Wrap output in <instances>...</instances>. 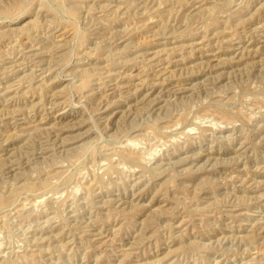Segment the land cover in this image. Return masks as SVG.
Here are the masks:
<instances>
[{
	"label": "rangeland",
	"instance_id": "obj_1",
	"mask_svg": "<svg viewBox=\"0 0 264 264\" xmlns=\"http://www.w3.org/2000/svg\"><path fill=\"white\" fill-rule=\"evenodd\" d=\"M0 264H264V0H0Z\"/></svg>",
	"mask_w": 264,
	"mask_h": 264
},
{
	"label": "bare ground",
	"instance_id": "obj_2",
	"mask_svg": "<svg viewBox=\"0 0 264 264\" xmlns=\"http://www.w3.org/2000/svg\"><path fill=\"white\" fill-rule=\"evenodd\" d=\"M36 50V49H35ZM30 52V51H29ZM22 57V56H21ZM39 60V59H38ZM22 70V69H21ZM24 123V122H23ZM30 156V155H29ZM29 164V163H28Z\"/></svg>",
	"mask_w": 264,
	"mask_h": 264
}]
</instances>
